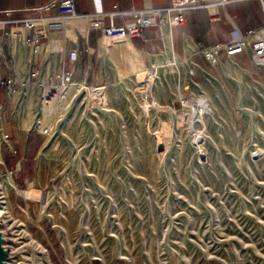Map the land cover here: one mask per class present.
Segmentation results:
<instances>
[{
    "label": "rangeland",
    "instance_id": "rangeland-1",
    "mask_svg": "<svg viewBox=\"0 0 264 264\" xmlns=\"http://www.w3.org/2000/svg\"><path fill=\"white\" fill-rule=\"evenodd\" d=\"M172 30H159L163 49L154 52L104 39L99 28L76 42L61 36L55 51L50 30L42 60L34 55V89L19 60L11 94L16 46L7 45V264H264V62L250 50L217 63L200 46L179 54ZM44 81L57 91L50 100ZM5 120L40 136L26 186L2 164Z\"/></svg>",
    "mask_w": 264,
    "mask_h": 264
},
{
    "label": "crops",
    "instance_id": "crops-1",
    "mask_svg": "<svg viewBox=\"0 0 264 264\" xmlns=\"http://www.w3.org/2000/svg\"><path fill=\"white\" fill-rule=\"evenodd\" d=\"M50 1L0 0V42L7 37L10 28H12V45L16 46L17 50L18 41L26 36L27 30L24 27L15 26V21L57 14L55 9L39 11V8L46 6ZM170 1L78 0L76 8L79 17L64 19L62 25L56 29H50L47 26V21H39L38 25L43 27L38 29V35H46L50 38L52 32L53 44L56 38L63 36L67 40L69 35L72 37L71 42H76L79 33L87 35L90 29L100 27L97 19L103 25L110 24L108 17L98 18L97 12H109L116 7L119 10L159 8L167 6ZM214 15H217L218 18H214ZM185 16V24L174 27L172 30L174 47L179 54H184L188 47L195 50L197 46L205 48L227 44L239 37L249 38L253 32L264 27V10L258 0H236L227 5H213L207 9L190 10L186 12ZM114 22L116 25L134 26V21L130 17L118 16ZM157 36H159L158 28L151 27L144 31L143 36L134 37L132 41L138 48L146 52L162 51L161 36L159 38ZM47 44L49 43L39 45V48H43ZM193 55L197 60L201 57L200 54L194 53ZM237 58L243 60L245 53L238 54ZM3 126L8 141V145H4L1 150L3 167L8 172H12V177L17 186H26L37 175L33 163L37 158L40 136L35 132L25 131L22 122H20L21 127H19L11 121L5 120Z\"/></svg>",
    "mask_w": 264,
    "mask_h": 264
},
{
    "label": "built area",
    "instance_id": "built-area-1",
    "mask_svg": "<svg viewBox=\"0 0 264 264\" xmlns=\"http://www.w3.org/2000/svg\"><path fill=\"white\" fill-rule=\"evenodd\" d=\"M78 0H51L46 6L39 8V11H46L55 9L57 14L40 16L37 18H25L22 20H16L15 26L24 27L27 30V34L24 38L19 40V47L17 50H12L10 48L9 55H11L13 62V73L14 79H8V94H11L13 91L12 83L16 84L17 78V70L15 69L14 63L23 60L24 63H27L26 67L27 71L22 73L21 75L28 79L26 84L24 85L26 91L29 92L34 89V85L31 84V80L36 76L33 72V60L34 55L36 54L38 60H42L40 57V51L38 50L39 45H43L45 42H41L42 39L46 37L50 40V38L46 35H38V29H41L43 26L38 25L39 21H47L49 24L47 26L55 28L58 27L60 22L67 18L79 17L80 15L77 12L76 3ZM236 0H171L167 6L159 7V8H132L130 10H119L117 7L109 12H97L96 16L100 17H108L110 20L109 25H103L102 22L97 19L100 27L99 29L103 32V34L108 37H140L143 36V33L146 29L151 27H157L160 31H163L165 28L179 27L185 24L186 22V12L190 10L196 9H207L213 5H227ZM263 7L264 10V0H258ZM118 16L130 17L134 21V26L127 27L116 25L114 20ZM214 18H218L217 15H214ZM11 31L7 35V37L0 42V58H4L6 62V47L7 45H12ZM256 35L257 37L251 42L249 38L239 37L227 44H220L215 46H210L203 49V53L206 58L212 62L217 63L218 60L222 56L233 57L238 54L244 53L247 50H250L253 59L262 64L264 62V27L253 32L252 35ZM33 37L31 39L30 37ZM48 40V41H49ZM13 47V45H12ZM32 47L35 48V52L32 55ZM198 50H201L197 47ZM202 51V50H201ZM49 56H54V53H49ZM67 58L59 59V63L61 64L60 68H64L63 71L60 72L59 77L66 78L69 77L66 75L65 66H66ZM65 65V66H64ZM64 66V67H63ZM9 67V66H8ZM9 70V72L12 73ZM4 80L1 79L0 75V84H3ZM42 88L43 100H50L55 93L54 85H51L50 82L44 81ZM48 89V95H46V88ZM40 133L44 135L49 134L48 128H43Z\"/></svg>",
    "mask_w": 264,
    "mask_h": 264
},
{
    "label": "bare ground",
    "instance_id": "bare-ground-1",
    "mask_svg": "<svg viewBox=\"0 0 264 264\" xmlns=\"http://www.w3.org/2000/svg\"><path fill=\"white\" fill-rule=\"evenodd\" d=\"M49 24V23H48ZM59 26L58 27H55V28H52V27H50L51 29H56V28H59L61 25H62V22H60V24H58ZM174 27H172V28H167V29H164V31H166V30H171V29H173ZM163 31V32H164ZM12 34V33H11ZM103 36L105 37V38H107V39H130L129 37H119V36H116V37H108L107 35H105V34H103ZM257 36L254 34V35H252V37H250L249 38V40L250 41H253L255 38H256ZM58 41H60L59 40V38H56L55 39V42H54V44H53V48H54V50L55 51H59V47H58ZM38 50H42L41 48H39L38 47ZM1 216H2V212L0 211V218H1ZM1 230V229H0ZM1 232V231H0ZM1 234H2V232H1ZM5 236L2 234V240H3V243H4V241H5ZM2 250H3V255H4V245L2 244ZM1 264H4L3 263V260L1 261Z\"/></svg>",
    "mask_w": 264,
    "mask_h": 264
},
{
    "label": "water",
    "instance_id": "water-1",
    "mask_svg": "<svg viewBox=\"0 0 264 264\" xmlns=\"http://www.w3.org/2000/svg\"><path fill=\"white\" fill-rule=\"evenodd\" d=\"M3 223H2V220L0 219V229H2L3 228ZM7 242V239H6V241L4 242V255H3V250H2V244H3V240H2V234H1V232H0V264H1V261L3 260V263L4 264H7L6 263V260H7V258H8V251H7V247H6V243Z\"/></svg>",
    "mask_w": 264,
    "mask_h": 264
}]
</instances>
